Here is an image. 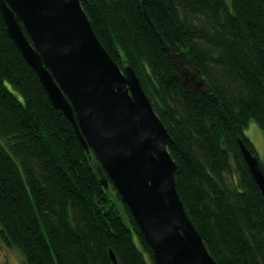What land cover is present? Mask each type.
<instances>
[{
    "label": "trees",
    "instance_id": "trees-1",
    "mask_svg": "<svg viewBox=\"0 0 264 264\" xmlns=\"http://www.w3.org/2000/svg\"><path fill=\"white\" fill-rule=\"evenodd\" d=\"M82 4L114 60L134 67L171 133L179 196L213 257L264 264V195L240 145L258 156L246 128L254 120L264 130V0ZM0 241L20 249L23 264H158L1 11Z\"/></svg>",
    "mask_w": 264,
    "mask_h": 264
},
{
    "label": "water",
    "instance_id": "water-1",
    "mask_svg": "<svg viewBox=\"0 0 264 264\" xmlns=\"http://www.w3.org/2000/svg\"><path fill=\"white\" fill-rule=\"evenodd\" d=\"M83 1L0 0V11L53 104L71 120L101 183L111 181L128 204L157 263L219 264L179 196L171 133L134 67L122 68L101 43ZM240 145L264 195L261 161Z\"/></svg>",
    "mask_w": 264,
    "mask_h": 264
},
{
    "label": "rangeland",
    "instance_id": "rangeland-1",
    "mask_svg": "<svg viewBox=\"0 0 264 264\" xmlns=\"http://www.w3.org/2000/svg\"><path fill=\"white\" fill-rule=\"evenodd\" d=\"M246 134L253 141L258 157L264 165V130L252 120L246 128ZM0 260L4 264H23L24 255L20 249L8 247L0 241Z\"/></svg>",
    "mask_w": 264,
    "mask_h": 264
}]
</instances>
